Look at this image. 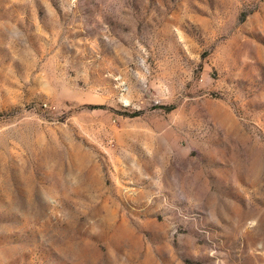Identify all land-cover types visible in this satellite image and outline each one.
<instances>
[{"label":"rangeland","instance_id":"rangeland-1","mask_svg":"<svg viewBox=\"0 0 264 264\" xmlns=\"http://www.w3.org/2000/svg\"><path fill=\"white\" fill-rule=\"evenodd\" d=\"M0 264H264V0H0Z\"/></svg>","mask_w":264,"mask_h":264}]
</instances>
